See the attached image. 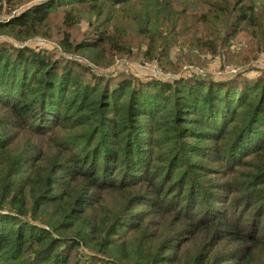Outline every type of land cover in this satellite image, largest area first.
<instances>
[{
  "label": "trees",
  "instance_id": "16d2710c",
  "mask_svg": "<svg viewBox=\"0 0 264 264\" xmlns=\"http://www.w3.org/2000/svg\"><path fill=\"white\" fill-rule=\"evenodd\" d=\"M0 35L102 67L243 35L250 60L264 0H41ZM262 73L149 80L0 40V264H264Z\"/></svg>",
  "mask_w": 264,
  "mask_h": 264
},
{
  "label": "rangeland",
  "instance_id": "374dc122",
  "mask_svg": "<svg viewBox=\"0 0 264 264\" xmlns=\"http://www.w3.org/2000/svg\"><path fill=\"white\" fill-rule=\"evenodd\" d=\"M41 0H29L26 2H22L18 7L16 8H8L4 6L2 11H0V20L6 21L8 20L14 13L17 11H21L22 9L26 8L28 5L38 2ZM263 0H255L256 3H260ZM9 9V10H8ZM60 14H56L55 21L57 23L60 22ZM87 18L83 17L81 23L78 24V26L74 27L73 29V35L75 37V43L80 41L81 38L89 31ZM60 25V23L58 24ZM57 25V26H58ZM130 34L135 36V31L132 29L130 31ZM137 39V38H136ZM0 40L2 41H9L16 45H28L32 48H35L37 50H49L54 53L55 56L62 55V52L67 53L66 50H63L61 47H57L56 45V39H47L44 37L36 36L32 39H26V40H13L9 36L0 35ZM144 45H142V49H137L135 47V54L132 56L127 55H118L115 56L113 59V63L108 66H99L97 65V69H100L102 73L105 74H130V73H137L138 67L141 62L148 61V62H156L162 69V73L166 78H174L177 77L179 74L184 71V67L186 65H193L196 68H193L194 71H198L200 69L202 72H205L206 74L211 75V77L214 75V72L216 70H219L223 67V63L229 64L232 67L242 69L241 73H244V75L247 76H259L263 74L264 72V53H260L257 57L254 59L247 60L246 59V52L242 53V48L246 47V39L243 35H240L238 38L233 40V42L230 44V48L228 51L220 53H209V52H195L194 54L187 56L188 49L186 46H176L173 47L171 50H168L167 55L164 56L161 60H158L156 58L153 59H147L142 55V51L144 50ZM139 50H141L139 52ZM232 56V58H229V55ZM76 56H78L80 61H84L86 56L83 53H76ZM240 55V56H239ZM196 57V59H192V57ZM246 60V61H244ZM137 75V74H135ZM180 78V77H177ZM174 79H165L168 81H173ZM214 79H220L213 76ZM224 79V78H222ZM221 79V80H222Z\"/></svg>",
  "mask_w": 264,
  "mask_h": 264
},
{
  "label": "built area",
  "instance_id": "2783aa9c",
  "mask_svg": "<svg viewBox=\"0 0 264 264\" xmlns=\"http://www.w3.org/2000/svg\"><path fill=\"white\" fill-rule=\"evenodd\" d=\"M56 46L59 48V45H56ZM62 55H66V56H69L70 58H75V59L79 60L78 56H76L75 54L73 55V54H67L65 52L64 53L62 52ZM80 62H82L85 66L89 65L93 69H96L97 71L102 72L100 69H97V65H95L94 63H91L86 58L84 61H80ZM136 68L138 69V71H137V73H134V74H137L138 76L144 77V78L149 79V80L153 79V78H158V79H163V80L169 79L170 80V79H174V78L181 77V76H187V77L211 76L209 74H206L205 72H202L200 69H198V71H194L193 68H196V67H194L191 64L186 65L184 67L185 70L182 71L181 74H179L177 77H174V78H166L162 73L161 67L156 62L143 61ZM241 71H242V69H238V68L232 67L229 64L223 63V67L219 70H216L214 72L213 76L216 78L222 79V78L232 77V76L240 73Z\"/></svg>",
  "mask_w": 264,
  "mask_h": 264
}]
</instances>
